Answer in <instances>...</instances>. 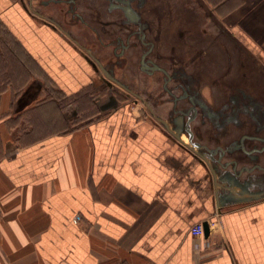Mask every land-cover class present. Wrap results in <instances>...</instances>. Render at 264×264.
Returning <instances> with one entry per match:
<instances>
[{"label": "crops", "instance_id": "1", "mask_svg": "<svg viewBox=\"0 0 264 264\" xmlns=\"http://www.w3.org/2000/svg\"><path fill=\"white\" fill-rule=\"evenodd\" d=\"M215 7L264 58V0ZM0 21L27 46H51L29 54L56 90L101 92L85 55L20 2L0 0ZM36 87L0 82V264H264V167L229 182L147 117L99 99L102 118L36 134L35 117L54 105ZM199 223L205 239L190 233Z\"/></svg>", "mask_w": 264, "mask_h": 264}, {"label": "rangeland", "instance_id": "2", "mask_svg": "<svg viewBox=\"0 0 264 264\" xmlns=\"http://www.w3.org/2000/svg\"><path fill=\"white\" fill-rule=\"evenodd\" d=\"M17 1L64 46L98 51L83 54L99 77L101 92L66 97L29 54V48L50 53L51 46H27L0 21V82L10 80L21 88L35 81L36 88H45L40 101L54 102L35 117L36 134L102 118L99 99L147 117L197 159L215 165V176L229 182L242 173L247 179L253 164L264 167V106L242 100L247 95L241 97L239 90L244 82L247 90L251 82L254 89L256 83L264 85L263 74H257L264 70V58L251 52L249 42L243 48L236 29L221 17L230 11L215 7L221 0ZM31 129L27 121L19 127L21 133ZM248 189L253 187H243Z\"/></svg>", "mask_w": 264, "mask_h": 264}, {"label": "flooded vegetation", "instance_id": "3", "mask_svg": "<svg viewBox=\"0 0 264 264\" xmlns=\"http://www.w3.org/2000/svg\"><path fill=\"white\" fill-rule=\"evenodd\" d=\"M113 12H114V10H113ZM113 21H111V23H113V25L114 26H116V19H112ZM65 35L66 36H68V34H66L65 33ZM69 37V36H68ZM126 37V36H125ZM131 43V46H132V42H130ZM71 44V43H70ZM74 45V44H73ZM79 45V44H78ZM134 45V44H133ZM75 46V45H74ZM79 47L81 48V51L80 50H78L79 52H81V53H98V51L96 52V50H95V47L93 48L94 49V51L90 48H87V47H85V46H82V45H79ZM77 48V47H76ZM129 53H137V51H133L132 49L129 51ZM140 53H145V50H143V51H141ZM261 71L264 73V70L263 69H261ZM262 77H264V76H262ZM256 81V80H255ZM243 85H242V87L243 88H239V90H240V96L242 97L243 96V94H244V92H245V94L247 95V98H244V97H242V100H244V99H247V101L249 102L250 101V103L254 106L255 104H257V105H263L264 106V85L262 84V87H259V83H256V85H257V89H254V88H252V84H254V82H251V90H247V89H244V88H249V87H246V85H245V82L244 83H242ZM254 87H255V85H254ZM256 88V87H255ZM247 90V91H246ZM256 90V91H255ZM249 91V92H248ZM261 91H263L262 93L263 94H261ZM257 94H260L262 97H258L257 96Z\"/></svg>", "mask_w": 264, "mask_h": 264}, {"label": "built area", "instance_id": "4", "mask_svg": "<svg viewBox=\"0 0 264 264\" xmlns=\"http://www.w3.org/2000/svg\"><path fill=\"white\" fill-rule=\"evenodd\" d=\"M190 233L193 237L205 239V229H204V225L202 223L194 225L191 228Z\"/></svg>", "mask_w": 264, "mask_h": 264}, {"label": "water", "instance_id": "5", "mask_svg": "<svg viewBox=\"0 0 264 264\" xmlns=\"http://www.w3.org/2000/svg\"><path fill=\"white\" fill-rule=\"evenodd\" d=\"M208 164H209V167H211L212 173H214L213 171H214L215 168H213V166H212L211 163H208ZM204 229H205V235L206 236H209V234H210V227H209V224L208 223H205L204 224Z\"/></svg>", "mask_w": 264, "mask_h": 264}]
</instances>
